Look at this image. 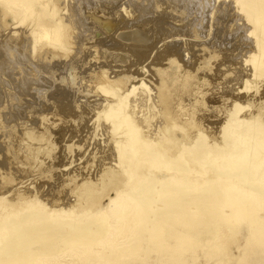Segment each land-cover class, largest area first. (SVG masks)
<instances>
[{
    "label": "rangeland",
    "instance_id": "1",
    "mask_svg": "<svg viewBox=\"0 0 264 264\" xmlns=\"http://www.w3.org/2000/svg\"><path fill=\"white\" fill-rule=\"evenodd\" d=\"M46 1L47 9L56 8L54 20L60 17L65 26L60 32L66 39L58 46L32 41L29 32L45 17L42 10L20 21L0 1L3 203L16 206L32 196L48 207L51 202L63 206L81 199L88 182L98 190L91 187L93 198L104 200L99 192L119 167L103 156L123 136V127L116 128L111 119L113 92L98 88L105 78L115 82L118 93L128 94L117 105L140 135L146 128L136 126L138 118L161 106L152 112L154 106L141 108L133 100L143 94L154 102L162 86L178 90L171 106L180 122L208 119L203 132L209 144L212 127L226 121L233 102L240 107L231 128L236 134L247 137L264 122V66L255 74L244 64L249 51L258 53L250 50L252 26L233 0ZM191 131L185 126L186 133ZM225 231L213 243L220 249L205 246L196 264H264V243L246 247L242 233Z\"/></svg>",
    "mask_w": 264,
    "mask_h": 264
},
{
    "label": "bare ground",
    "instance_id": "2",
    "mask_svg": "<svg viewBox=\"0 0 264 264\" xmlns=\"http://www.w3.org/2000/svg\"><path fill=\"white\" fill-rule=\"evenodd\" d=\"M0 1L16 11L20 21L42 10L45 17L34 22L29 32L34 44H42L43 39L58 46L65 41L66 32L63 36L60 32L65 26L60 17L54 20L56 8L47 9L48 1ZM232 4L244 10L252 26L247 32L250 50L258 53L249 51L244 64L260 73L264 0ZM99 82L104 83L98 88L115 96V103L109 105L115 116L112 123L123 127V136L114 140L115 149L103 156L119 167L108 174L105 188L99 187L104 200L93 198L96 189L89 182L81 199L63 206L51 202L48 207L32 196L12 206L0 197V264H196V254L205 246L218 250L214 240L225 230L242 233L246 247L264 243V122L257 123L258 129L247 137L236 134L237 128H231L240 107L233 102L226 121L212 125L214 141L209 144L203 132L208 119L180 122L171 106L178 90L162 86L154 102L143 94L133 100L141 108L147 103L149 110L154 106L152 112L161 106L152 116L145 111L138 118L136 126L146 128L140 135L119 106L128 94L118 93L109 78ZM185 126L192 131L186 133Z\"/></svg>",
    "mask_w": 264,
    "mask_h": 264
}]
</instances>
